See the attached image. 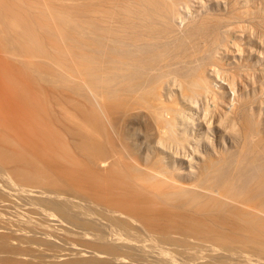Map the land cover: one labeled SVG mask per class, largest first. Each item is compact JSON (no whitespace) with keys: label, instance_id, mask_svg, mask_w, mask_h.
<instances>
[{"label":"bare ground","instance_id":"obj_1","mask_svg":"<svg viewBox=\"0 0 264 264\" xmlns=\"http://www.w3.org/2000/svg\"><path fill=\"white\" fill-rule=\"evenodd\" d=\"M192 1L83 0L70 8L53 0H0V264H144L69 238L65 246L16 208L31 197L61 208L67 193L89 204V229L99 210L112 242L121 240L118 230L139 224L163 244L206 246L248 264L264 260V198L244 196L264 189H239L227 178L231 172L217 178L219 167L211 163L201 179L212 176V183L186 187L148 170L124 143L122 127L146 121L149 137L167 158L186 164L179 170L186 174L192 166L184 156L206 137L202 116L209 103L218 117L233 107L216 101L208 80L225 79L236 91L235 77L229 85L227 74L210 62L214 52L227 51L226 43L180 37V11L190 15ZM62 27L65 49L56 44ZM41 30L48 38L43 42ZM198 31L210 33L208 27ZM198 31L188 39L195 41ZM174 86L184 91V108L165 102ZM195 119L196 133L182 140ZM43 216L64 228L54 214ZM99 233L102 247L118 250ZM151 256L158 260L154 251Z\"/></svg>","mask_w":264,"mask_h":264},{"label":"rangeland","instance_id":"obj_2","mask_svg":"<svg viewBox=\"0 0 264 264\" xmlns=\"http://www.w3.org/2000/svg\"><path fill=\"white\" fill-rule=\"evenodd\" d=\"M53 2L57 6L67 5L72 8L82 4L83 0H53ZM191 5L193 6H191L192 13L190 15L185 13L184 10L180 11L183 17L182 24H180V37L182 40L196 43L199 39L209 36L219 46L226 43L227 51L221 49L218 53L214 52L210 62L220 69L222 76L227 74L225 77L229 79V85L233 83L232 77H235L233 87L236 88V91L230 90L225 79L220 78L218 80L216 77L211 76L208 80L216 101L226 99L233 104V107L227 117H218L215 108L212 106L214 102L211 101L209 103L210 106L206 108L205 116H202L209 126L206 131V137L198 145L195 153L190 151L188 155L184 156L187 160L183 161L189 165L191 163L192 166L191 170L190 167L186 168V174H179L180 168L186 164L181 165L180 159L167 158L166 152H163L154 143V138L149 137L148 133L150 132L146 121H140L138 125L141 124V126L126 123L122 127L125 128V133H127L124 137L125 146L135 156L141 158L142 163L148 170L163 172L165 176H174L177 182L186 187L198 188V186L212 183L211 180H215L212 176L207 177L208 180H205V178L201 179L204 174L203 166L211 163L210 165L214 164L219 167L217 178H220L222 174L226 173L227 175L228 172H231L230 175H227V178L234 182L237 188L241 189L246 186L247 190H249L252 186L258 185L259 189L263 190L264 0H202L201 3L192 1ZM55 23L59 25V22ZM55 25L56 27L58 26L57 24ZM64 27H62V30L65 31L62 32L61 30V32L63 35L65 33L67 37L62 34V40L60 37H56V44H59L57 46L62 49L69 47L68 32ZM207 27L210 33L206 35L198 31L206 30ZM192 31L199 32L195 41L188 39ZM44 34V30L39 31V36L44 38L42 42L46 41L45 38H47L45 37L46 34ZM222 89L225 90V93L220 92ZM182 91L179 86L172 87L169 92L170 99H168L167 93L165 102L168 104L174 103L179 109L184 108L185 104L181 96ZM220 106L223 107L222 105ZM214 113L216 116H213ZM220 118L223 119L219 121ZM193 123L195 124L189 123L183 132L182 140L193 137L194 133H196V129L199 127L198 120L195 119ZM212 175L214 176L215 174L212 173ZM246 195L254 199L264 198V193L258 191V189L244 194V196ZM59 203L61 208L53 207L39 198L31 197L20 201L16 208L25 211L27 217L37 224L48 227L50 232L63 240L62 243L66 244L65 246L68 245L66 241L69 242V238L72 242L90 246L93 249L119 254L131 261L144 264H171V261L173 262L174 260L175 264H193L192 262L195 261L194 264H197L196 257L202 259L201 261L204 264H248L236 257H234V260L227 256L219 255L214 251L212 253V250L209 247L206 248V246L194 245L191 248L188 245L183 247L166 243L165 245L139 224H135L136 227L129 231L118 230L121 240L115 243L106 234L107 227L103 228L101 226L99 210L93 215L97 217L96 220L92 219L94 227L89 229L87 225L85 226V222H88V217L85 216L90 207L81 195L67 193L64 198L60 199ZM43 213L54 214L57 219L63 221L64 228L51 224L45 219ZM99 229L103 230L106 243L118 244V250L110 251L101 246L98 237L100 235ZM87 231L92 233L90 235L91 239L84 238V234ZM139 243L143 248L137 246ZM159 245L166 248H164L165 252H162L163 254ZM60 246L62 247V245ZM151 251L155 252L158 257L157 261L151 256ZM166 251L168 257L171 256V258L165 255ZM158 252L162 256H159ZM192 255H195V257ZM203 256L205 260L202 258ZM257 263L264 264V260L252 264Z\"/></svg>","mask_w":264,"mask_h":264}]
</instances>
